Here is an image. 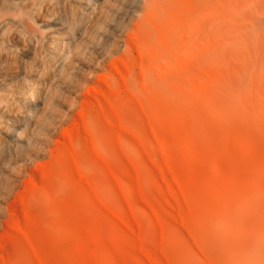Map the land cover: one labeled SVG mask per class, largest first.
I'll use <instances>...</instances> for the list:
<instances>
[{"label": "rangeland", "instance_id": "1", "mask_svg": "<svg viewBox=\"0 0 264 264\" xmlns=\"http://www.w3.org/2000/svg\"><path fill=\"white\" fill-rule=\"evenodd\" d=\"M161 1L0 0V239L20 237L10 221L28 222L20 200L25 187L40 182L45 169L71 146V131L82 134L84 126L92 127L111 97L130 129L143 131L146 144L141 153L145 199L138 196L134 209L116 193L110 204L117 202L127 217L149 218L153 205L165 232L132 223L125 239L103 235L102 248L123 264H139L136 255L147 250L164 253L175 264H264V0H249L228 28L208 31L213 51L201 61L209 75L205 96L216 99L225 113L211 112L201 95L187 89L177 100L152 67L143 75L135 67L129 80L121 78L127 61L138 64V46L154 27L148 9ZM205 41L193 49L207 46ZM158 90L170 109L189 106L216 132L206 138L212 168L185 150L190 142L199 154L200 140L191 139L188 127L160 104ZM139 99L165 117L160 127L174 158L169 167L143 122ZM222 126L225 134L219 132ZM108 137L117 143L112 134ZM114 162L133 170L126 161ZM44 224L34 230L43 231ZM101 226L108 228L102 219Z\"/></svg>", "mask_w": 264, "mask_h": 264}, {"label": "bare ground", "instance_id": "2", "mask_svg": "<svg viewBox=\"0 0 264 264\" xmlns=\"http://www.w3.org/2000/svg\"><path fill=\"white\" fill-rule=\"evenodd\" d=\"M163 2L149 7L148 18L154 25L153 30L145 35V44L138 46V64L133 60L127 61L125 69L119 71L121 78L129 80L135 67L141 75L146 67H152L177 100L180 90L187 89L199 98L201 95L203 104L211 112L221 110L225 113V108L216 99L205 96L208 87L204 79L209 75H205L201 61L203 55L208 56L213 51L208 31L228 28L249 0H175L168 6ZM205 38L207 46L193 49L196 42ZM198 69L200 73L196 72ZM157 92L161 96L160 104L181 125L188 127L190 138L200 140L197 144L202 152L197 154L190 142L184 143L185 150L194 154L197 162L204 161L206 168H212L213 157L206 138L209 140L216 132L206 127L191 107L182 105L184 109H170L163 90ZM138 102L143 122L156 137L157 151L166 153L165 161L169 167L174 158L164 144L160 127L165 117L153 105L141 99ZM94 121L92 127L82 128V134L78 130L71 131V146L65 147L57 161L45 169L40 182H31L25 187L20 200L28 222L23 226L21 221L11 219L10 227L20 237L4 235L0 239V247L4 250L0 255L1 264H123L102 248L103 235L106 234L111 241L116 234L125 239V230L133 231L132 223L144 231L154 228L160 233L165 232L159 211L153 205L150 204V209L154 217L149 218L127 217L117 202L116 206L110 204L116 193L134 209L137 208V197L144 198L141 153L146 144L145 134L139 127L130 129L121 105L112 103L111 97H106L101 114L96 115ZM103 123L107 126L104 127ZM219 132L225 134L226 130L222 126ZM108 134H112L117 143L112 142ZM241 146L243 151L249 152L246 145L242 143ZM116 159L128 162L133 170L123 164L117 166ZM167 186L174 192L171 183ZM211 195L215 197L214 193ZM100 211L104 215L96 214ZM13 213L16 214L15 211ZM101 219L108 224L106 231L101 226ZM81 220L84 226L86 222L89 226H82ZM43 223V231L34 230ZM136 259L139 264H175L166 254L148 250L137 254Z\"/></svg>", "mask_w": 264, "mask_h": 264}]
</instances>
